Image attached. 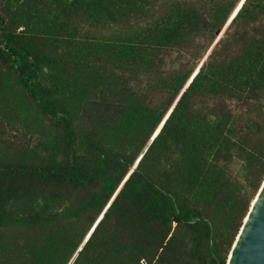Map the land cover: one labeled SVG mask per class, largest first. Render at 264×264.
Segmentation results:
<instances>
[{"label": "trees", "instance_id": "1", "mask_svg": "<svg viewBox=\"0 0 264 264\" xmlns=\"http://www.w3.org/2000/svg\"><path fill=\"white\" fill-rule=\"evenodd\" d=\"M263 182L264 0H0V264H225Z\"/></svg>", "mask_w": 264, "mask_h": 264}, {"label": "water", "instance_id": "2", "mask_svg": "<svg viewBox=\"0 0 264 264\" xmlns=\"http://www.w3.org/2000/svg\"><path fill=\"white\" fill-rule=\"evenodd\" d=\"M218 264L223 263L218 262ZM225 264H264V182L249 209Z\"/></svg>", "mask_w": 264, "mask_h": 264}]
</instances>
